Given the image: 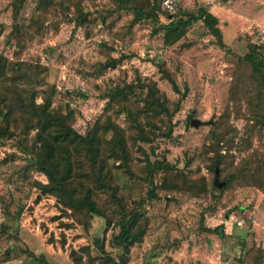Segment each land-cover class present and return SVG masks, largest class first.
<instances>
[{"label":"rangeland","instance_id":"rangeland-1","mask_svg":"<svg viewBox=\"0 0 264 264\" xmlns=\"http://www.w3.org/2000/svg\"><path fill=\"white\" fill-rule=\"evenodd\" d=\"M128 1L152 16L116 0H0V109L13 111L0 118V264H264V83L245 59L264 61V0H176L170 14ZM202 8L229 52L189 22ZM48 113L83 136L98 124L110 179L100 187L72 147L74 198L107 219L35 164ZM131 213L141 235L125 250Z\"/></svg>","mask_w":264,"mask_h":264},{"label":"trees","instance_id":"trees-1","mask_svg":"<svg viewBox=\"0 0 264 264\" xmlns=\"http://www.w3.org/2000/svg\"><path fill=\"white\" fill-rule=\"evenodd\" d=\"M161 2L163 0H160ZM119 7L123 10L134 11L137 19L151 17L136 7H130L128 0H116ZM162 10L165 12L161 5ZM167 13V12H166ZM170 14V13H167ZM203 21L211 35L217 40V45L229 52V48L224 43L223 33L218 26V19L206 9H201L198 16L191 17L189 22ZM188 23V22H187ZM254 69V72L260 76L264 83V61L260 60V53L256 48L245 56ZM1 102V101H0ZM13 112V111H12ZM3 113L0 109V118L8 119L10 113ZM38 134L37 142L40 143V151L37 153L35 164L49 177L53 186V192H59L60 195H66L72 206L88 209L92 215H97L101 219H107L106 216L97 208V205L90 194H85L81 198H74L76 185H74L73 160L70 149L86 151V157L93 170H98L97 182L100 187H106L110 179L109 175L104 176L105 161L100 158V140L99 127L95 126L93 131L86 136L79 134L69 125L68 118L47 114L37 123ZM4 130L0 127V134ZM3 134V133H2ZM219 170V169H217ZM220 173V172H219ZM220 175V174H219ZM226 185V183H225ZM120 232L115 237L118 246L128 250L127 241L140 237L141 231L135 232L137 218L135 214L123 215L119 219ZM97 244H99L97 240Z\"/></svg>","mask_w":264,"mask_h":264},{"label":"built area","instance_id":"built-area-1","mask_svg":"<svg viewBox=\"0 0 264 264\" xmlns=\"http://www.w3.org/2000/svg\"><path fill=\"white\" fill-rule=\"evenodd\" d=\"M162 7L168 13L176 12L177 1L176 0H163Z\"/></svg>","mask_w":264,"mask_h":264},{"label":"water","instance_id":"water-1","mask_svg":"<svg viewBox=\"0 0 264 264\" xmlns=\"http://www.w3.org/2000/svg\"><path fill=\"white\" fill-rule=\"evenodd\" d=\"M203 123H201L199 120H194L193 122H192V125L194 126V127H199V126H201ZM220 173H219V170H216V175H215V183H216V187H220V188H222V187H224L225 186V183H222V184H219V175Z\"/></svg>","mask_w":264,"mask_h":264}]
</instances>
